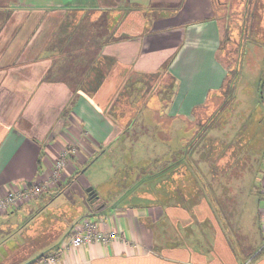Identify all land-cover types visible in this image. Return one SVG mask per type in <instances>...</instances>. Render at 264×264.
Masks as SVG:
<instances>
[{
	"label": "crops",
	"instance_id": "1",
	"mask_svg": "<svg viewBox=\"0 0 264 264\" xmlns=\"http://www.w3.org/2000/svg\"><path fill=\"white\" fill-rule=\"evenodd\" d=\"M177 1L175 15L145 16L153 2ZM224 6V0H0V195L50 175L68 148L49 192L60 197L92 186L97 197L79 219L108 216L119 233L68 250L61 242L73 224L64 237L14 250L6 264L44 253H58L57 264H264V148L256 161L224 133L208 131L233 77L220 55L217 11ZM83 19L94 31L89 45L78 39L70 46L67 32ZM99 19L105 32L96 29ZM172 54L176 92L161 101L162 112L138 90L142 75ZM263 84L264 77L260 94ZM159 151L171 156L170 193L155 191ZM195 168L200 193L191 187L199 186ZM113 182L119 186L113 192L99 189ZM35 199L0 216L31 209Z\"/></svg>",
	"mask_w": 264,
	"mask_h": 264
},
{
	"label": "rangeland",
	"instance_id": "2",
	"mask_svg": "<svg viewBox=\"0 0 264 264\" xmlns=\"http://www.w3.org/2000/svg\"><path fill=\"white\" fill-rule=\"evenodd\" d=\"M224 2V8L217 11L223 42L220 55L232 70L230 77L234 78L228 83L230 91L223 94L222 109L216 112V116L210 117L212 122H209L208 131L211 135L216 132L224 133L226 142L234 141L236 145L242 146L248 158L262 161L263 157L258 151L264 148V101L260 94V83L264 77V0ZM158 5L159 3L153 2V5L145 10V16L149 20H152L153 16H162L163 12L175 15L182 8L180 1L165 3L163 7ZM102 18L104 19V15ZM151 28L152 23L149 22L146 29ZM96 29L105 32L103 26L100 28L96 25ZM173 57V54L169 56L157 71L143 74L140 80L145 85L140 86L139 93L144 94L149 102H154L162 112H166L167 107L162 105L161 101L172 99L176 92L175 83L168 72ZM148 131L149 129L146 130ZM188 154L190 157L191 150ZM129 155L132 156V153ZM157 155L161 168L156 170V175H153L155 178L152 177L153 180L158 179L155 191L161 194L170 193L172 184L174 190L176 181L170 176L173 174L169 163L170 153L159 151ZM193 171L195 172L192 182H198L199 186L198 189L191 187L194 193H200L201 179L196 174L200 173V169L195 168ZM63 187H66L65 182ZM88 187L92 186H86L83 191L76 187L75 191L69 190L60 197H57L55 191L45 192L40 199L32 201L31 209L29 207L14 215L0 216V264H6L14 250L24 251L23 248H27L33 240L50 241L55 235L64 237L69 226L75 225L76 221L87 213L86 206L89 208L90 205ZM118 187L113 182L99 186V189H111L110 192H113V189ZM65 237H68V234Z\"/></svg>",
	"mask_w": 264,
	"mask_h": 264
},
{
	"label": "built area",
	"instance_id": "3",
	"mask_svg": "<svg viewBox=\"0 0 264 264\" xmlns=\"http://www.w3.org/2000/svg\"><path fill=\"white\" fill-rule=\"evenodd\" d=\"M261 97L264 101V84L261 89ZM70 151L71 149L68 148L62 151L60 157L55 160L51 174L47 175V177L33 182L22 183L21 186H14L8 189L5 194L0 195V213L38 198L41 194L47 192L52 186L57 184L61 178L62 171L67 165L68 154ZM262 187L264 203V176ZM109 220L110 218L108 216H105L100 220L85 217L73 226L68 237L61 242V247L70 250L79 248L83 244L95 240L109 242L118 239L119 233L114 228L108 226ZM104 223L107 224L105 229L101 227ZM261 223L264 231V205L262 209ZM58 260L59 254L55 253L37 261L35 264H57Z\"/></svg>",
	"mask_w": 264,
	"mask_h": 264
},
{
	"label": "trees",
	"instance_id": "4",
	"mask_svg": "<svg viewBox=\"0 0 264 264\" xmlns=\"http://www.w3.org/2000/svg\"><path fill=\"white\" fill-rule=\"evenodd\" d=\"M81 21H82L81 23H79V24H77V25H74V26L71 28V31H70V32H69V31L67 32L68 36L66 37L65 40H68V43L70 44V46L74 45L75 43H78V42H77L78 39H79V42H80L82 45H83V44H84V45H89V34H90V33H93L94 31H93V32H90V28H91V26L88 25L86 22H84V19L81 20ZM101 24H102V25H101ZM91 25H93V24L91 23ZM97 25H99L100 28H101L102 26L105 28V26H104V24H103V21H101V19H99ZM89 26H90V27H89ZM98 32H99V31H98ZM94 34H95V33H94ZM69 41H71V42H69ZM69 113H70V111H66V112H65V115L67 116ZM62 188H63V186L58 187V188H55L54 190L59 191V190L62 189ZM50 189H51V188H50ZM50 189H49L47 192H49ZM44 193H45V192H44ZM96 197H97V194H96V193H94L93 195H90V194L88 193V198H89V200L92 201V200H94ZM47 256H49V254H48V253H44V254L38 256L37 258H35L34 260H32V261L26 263V264H35L37 261L42 260L43 258H45V257H47Z\"/></svg>",
	"mask_w": 264,
	"mask_h": 264
},
{
	"label": "water",
	"instance_id": "5",
	"mask_svg": "<svg viewBox=\"0 0 264 264\" xmlns=\"http://www.w3.org/2000/svg\"><path fill=\"white\" fill-rule=\"evenodd\" d=\"M88 193H89L90 195H93V194H94V190H93L92 187L88 188Z\"/></svg>",
	"mask_w": 264,
	"mask_h": 264
}]
</instances>
